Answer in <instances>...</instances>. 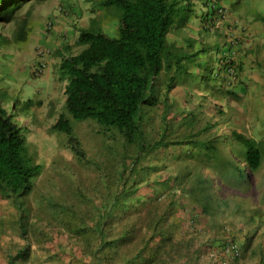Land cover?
Here are the masks:
<instances>
[{
  "label": "trees",
  "instance_id": "16d2710c",
  "mask_svg": "<svg viewBox=\"0 0 264 264\" xmlns=\"http://www.w3.org/2000/svg\"><path fill=\"white\" fill-rule=\"evenodd\" d=\"M40 2L0 0V21L20 16L19 26H26L36 15L42 22L34 7ZM72 2L59 7L58 18H73L78 1ZM90 2L92 10H115L117 36L72 23L52 37L55 15L49 14L38 23L48 38L45 48L35 44V60L25 65L35 78L49 62L44 55L57 59L51 67L64 81L66 98L48 131L65 133L64 147L95 171L85 183L81 168L53 156L59 179L50 183L66 181L72 191L68 186L71 194L63 198L48 189L47 218L26 205L44 161L36 160L16 122L41 101L18 107L8 89L14 78H0V206H14L15 228L26 240L7 252L6 264H32L29 233L49 242L51 264H264V194L255 196L254 184L264 135L257 140L235 127L230 99L237 93L228 80L240 65L219 56L211 84L208 73H198L214 50L226 46L231 56L239 41L227 7L213 0ZM199 6L204 10L197 15ZM195 16L208 35L203 45L191 33ZM259 20L264 24V15ZM26 34L18 33L19 52ZM82 124L89 127L83 134L77 131ZM92 133L102 138L83 139ZM5 220L0 211V225Z\"/></svg>",
  "mask_w": 264,
  "mask_h": 264
},
{
  "label": "rangeland",
  "instance_id": "374dc122",
  "mask_svg": "<svg viewBox=\"0 0 264 264\" xmlns=\"http://www.w3.org/2000/svg\"><path fill=\"white\" fill-rule=\"evenodd\" d=\"M78 5L75 7L71 16L72 19H65L64 21L61 17L58 18V9L59 7L66 8L68 4L71 6H75L72 0H41L40 3L34 5L35 9L39 11V19L42 22H38L36 15L33 16L32 21H29L27 18L26 26H19L18 33H22V30L27 32L26 42L23 44V48H27L28 51L24 52L23 55L18 58V62L16 63L17 66H14L11 70L12 76H17L18 78L15 80V84L20 85L23 81H26L24 84L25 87H29L33 85L34 88H37L39 98L42 100L41 107L37 108L36 111V119L38 120V125H35V132H28L27 137L35 146L33 148L35 150V157L37 161H44V170L41 176L37 181L36 188L32 192L31 195L26 198V205L29 208V211L32 214H40L42 217L47 218V212L44 207V204L47 202L46 198L48 197V189L53 191V195H57L58 193L62 194L63 198H68L71 194L68 190V186L66 181L58 182L57 187L50 183L53 179H59L56 173L53 172L51 169V158L53 156L63 155L71 164H74L78 169H82V180L85 183H89V178L95 175V171L91 168L86 167V164L80 161H77L73 153L70 150L66 149V134L62 132L54 133L53 136L50 131H48V127L50 125V118H45L43 116L45 111V106L53 105V108L58 109L63 101V87L59 79L52 78L50 74L51 63L53 59L52 56H44V58L48 59L49 65L47 64V69L40 75L35 78H27L30 77L29 73L25 67L26 64H32L35 58V48L34 45H42L46 40L43 37V29H41L38 23L43 24V20L47 18L46 16L49 14H54L55 17L52 19L54 25L52 27L51 33L56 35V32H59L63 27L70 30L69 25L73 23V26L80 23L82 25L85 24L84 27H93V28H103L106 33L111 36H117V22L118 16L115 13V10H108V8L92 10L93 6L91 5L90 0H77ZM214 2L217 1L219 4H223L227 7L229 11V18L230 20H234L233 22L236 26H243L247 28V34L244 32L241 34L243 38H246V42H248L251 46L250 50L245 51V54H250L247 58H243L244 53L241 55V61L244 64V74L248 72V69L251 67L252 70H249L250 77L244 78L243 74H240L239 77L243 79V82H238L237 84H245V92L240 93L239 96V86H235L234 90L237 93V97L235 99H230L232 105L234 107V117L238 119L237 126L239 130L245 131L250 136H255L256 138L262 137L264 135V65L261 68L256 63H248L247 60L257 57V54H260L262 58L260 61L264 63V24L259 20V18L264 15V0H213ZM202 0H197V3H201ZM32 4V2L28 3ZM200 5V4H198ZM25 5L22 8V12L24 13L26 9ZM95 7H97L95 5ZM33 8V7H31ZM196 14L199 15L200 11H203V7H197ZM20 16L18 18H14V22L12 24V29H16L19 22ZM93 18L92 21L90 19ZM199 18L196 16L191 21V33L197 39L202 37L198 40L199 45H203V42L208 40V35L206 30H204V25L200 24ZM111 22V23H110ZM30 25V31H29ZM235 34H238V31H235ZM242 39V38H241ZM33 40H37V42L32 43ZM258 40V41H257ZM57 41V40H56ZM224 38L220 37L218 40V44L223 43ZM258 42V43H257ZM32 43V44H31ZM257 45H254L256 44ZM27 44H29L27 46ZM53 45V43H51ZM216 44L215 47L218 45ZM248 44V45H249ZM258 46V47H257ZM45 48V47H44ZM246 47H243L242 50H245ZM226 46L218 47L217 51H213V57L209 66L204 69H200L198 73L200 75L207 74V78L211 83L215 81L214 71H217L218 65L217 61L219 56H226L227 58L229 55L227 54ZM252 62V61H251ZM259 71V73H258ZM237 79L238 76H237ZM21 80V81H20ZM202 83H206L207 81L204 79L201 80ZM234 83V82H233ZM23 89L24 94L30 95V90L20 86ZM35 98H37L34 95ZM45 118V120H42ZM53 120V118H52ZM73 130L75 131V122L72 121ZM91 126V125H89ZM88 130V125H79L78 132L83 134V129ZM93 134V133H92ZM96 136H84L83 139L89 141H94V138H102V134H96ZM112 140V139H110ZM61 145V146H60ZM264 148V143L262 144ZM64 159V160H65ZM69 163H63L64 165H69ZM42 166L43 164L40 163ZM69 173H71L70 168L64 167ZM257 187L255 190L257 193L255 196H258L259 193L264 194V160L262 163L261 168L258 170L256 175L255 183ZM259 185V186H258ZM69 188H71L69 186ZM72 191V188L70 189ZM59 195V194H58ZM236 200H239L237 198ZM0 211L4 216H6L7 220H5V224L0 225V264H6L7 261V252L15 253L16 249L20 246L25 244L26 240L19 235V232L15 228V217L17 216L18 212L14 208V206L9 202H4L0 206ZM37 217L34 216V220ZM48 230V229H47ZM31 245V253L29 255L28 261L32 264H51L52 262H56V258L49 257L47 254H51V247L49 246V242L44 240L43 237L36 238L32 234H28V241ZM64 262H71L67 255L62 254ZM52 261V262H51ZM51 262V263H50Z\"/></svg>",
  "mask_w": 264,
  "mask_h": 264
},
{
  "label": "clouds",
  "instance_id": "9594fccd",
  "mask_svg": "<svg viewBox=\"0 0 264 264\" xmlns=\"http://www.w3.org/2000/svg\"><path fill=\"white\" fill-rule=\"evenodd\" d=\"M26 5H27V8H28L29 4L27 3ZM13 22L0 21V38H2V39L5 40L4 41L5 43L2 44V45H0V78H1V76H4L6 78V80H8V78L10 76L5 75V73H8L9 75H11L12 68L14 66H17L16 63L19 60L18 58H20V56L23 55V54H21V52L24 53V52H27L28 51V49L26 47L24 48L25 51H21V52L18 51V47H17L18 31L17 30H18L19 24H18V26H17L16 29H12ZM53 25H52V27H53ZM217 26H219V25H217ZM234 30L235 31H238V34H235V35H237L239 39H241V37H240L241 36V33L243 34L244 32H246V34H247V28L244 27V25L243 26H235V29ZM56 34H57V32H56ZM239 34H240V36H239ZM55 36L57 37V35H54L52 37H55ZM43 37H44V35H43ZM46 40H48V38ZM244 41L245 42L247 41L246 38H244ZM257 43L254 44V45H257ZM248 44L249 43L246 42V46H244V47H246L245 50H242V48H241V50H238L235 47V49L232 52V55L227 58L228 61L230 60V58H232V60H234L235 62H237L240 65V68L239 69H236V71L235 70H232V72L229 74V80L228 81L231 83L232 87H230V88H232V89H234L235 86H239L237 84L238 82H243V79L239 77L240 74H243L244 75V78H248V77H250V75H248V74H250L249 70H252L253 69V68L251 69V67H250L248 69V72L244 74V71H245V70H243L244 64H243L242 61L240 62L238 60V54L240 52L245 54V51L251 49L250 44L249 45ZM40 46L41 47H44L42 45H40ZM234 55H235V57H234ZM246 55L250 56V54H246ZM257 55H258L257 57L252 58V59H249L247 61H248V63H256L261 68H263L264 63H262L260 61V59H261L260 58V54H257ZM44 56H46V55H44ZM44 56H43V61H44V59L48 61V59L44 58ZM53 59H54V62L53 63H55V61L57 59L54 58V57H53ZM48 65H49V62H48ZM45 69H47V65H44L43 66V69L40 71L41 74L45 71ZM54 70H55V66L50 67V71L52 72V74H50L51 77L52 78L59 79L60 82H61V84L63 85L64 84V81H62L59 78L60 75H59V73L56 70H55V73H54ZM258 73H259V71H258ZM237 76H238L239 79H237ZM11 77H12V79L14 78V81L9 83V88L8 89H9V92L12 93L13 97L14 96H17L18 100L16 101L17 102L16 104H17L18 107L25 106L24 104H25V102L28 99H32L35 102L36 101H41L40 104H36V105L34 104L35 106L31 108V110L29 111V113L27 115H21V116L20 115H16V122L21 127V129H23V131H26L27 134H28V132H35L34 126L35 125H38V123H39L38 120L36 119V111L35 110L37 108L41 107V105H42V100L39 98V95L37 94L38 93V90H37V88H34L33 85H30V83H29V87H25L24 84L26 83V81H23V83L20 84V85H18V84L16 85L15 84V80L18 77L17 76H12V75H11ZM27 78H31V77H27ZM20 86H23L24 88L29 89L31 94L30 95L24 94L23 89H21ZM240 86L245 87V84H240ZM243 92H244L243 89H241V87H240V90H239V93H238L239 96H240V93H243ZM34 95L37 98H35ZM65 98H66V95H65L64 90H63V101H62V103H61V105H60V107L58 109L53 108L52 103L49 106H45V111H44L43 116L45 118H50L51 124L55 121V119L57 117V114L59 112H63L64 111V107L63 106H64ZM231 104H232V102H231ZM49 111L51 112V114L53 113V116H51V114H50V117L48 116ZM233 117H234V115H233ZM45 118H43L42 120H45ZM52 118H53V120H52ZM234 119L236 120L235 127L237 128V130L240 131V132H242V133H244L246 136H249L250 137V135H248L245 131L238 129V128H240L239 126H237L238 119H236L235 117H234ZM53 136L56 137L58 135H53ZM251 137H253V138L257 139V140L260 139V136H259V138H256L255 136H251ZM27 140H28V142L30 144V148H35L34 144L32 142H30V140L28 139V137H27Z\"/></svg>",
  "mask_w": 264,
  "mask_h": 264
},
{
  "label": "crops",
  "instance_id": "0c3cea01",
  "mask_svg": "<svg viewBox=\"0 0 264 264\" xmlns=\"http://www.w3.org/2000/svg\"><path fill=\"white\" fill-rule=\"evenodd\" d=\"M242 34V33H241ZM239 36H240V34H239ZM242 39H239V41L237 42V44H236V48L238 49V50H241V48L243 49V47L244 46H246V42L244 41V38L242 37V36H240ZM241 55H242V53L240 52L239 54H238V60L241 62ZM263 56V55H262ZM262 56L260 55V58H262ZM234 57H235V55H234ZM248 58L249 56L248 55H246V54H244L243 55V58L245 59V58Z\"/></svg>",
  "mask_w": 264,
  "mask_h": 264
}]
</instances>
